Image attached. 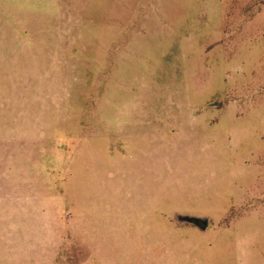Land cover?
<instances>
[{"label": "rangeland", "instance_id": "obj_1", "mask_svg": "<svg viewBox=\"0 0 264 264\" xmlns=\"http://www.w3.org/2000/svg\"><path fill=\"white\" fill-rule=\"evenodd\" d=\"M11 49L0 252L23 206L40 264H264V0H0Z\"/></svg>", "mask_w": 264, "mask_h": 264}, {"label": "crops", "instance_id": "obj_2", "mask_svg": "<svg viewBox=\"0 0 264 264\" xmlns=\"http://www.w3.org/2000/svg\"><path fill=\"white\" fill-rule=\"evenodd\" d=\"M23 65V55L20 57L19 54H16L12 49L9 50L7 60L0 62V66L5 67L4 69H6L5 76L9 78L14 75V71H18L19 68H23ZM16 112L18 115L20 114L19 107ZM19 118L17 119V122H19ZM20 209L21 210H19V213L15 218V223L13 224L15 233L11 237V241H9L10 250L6 253L3 251L0 252V264H40V260L43 259L41 258L43 255L40 251L41 236L39 231V211L36 213V211L24 208L23 206H21ZM180 218L193 220L197 219L190 218L188 216L177 215L176 221L181 223L189 222L182 221ZM199 220H205L207 222V220L203 218ZM206 226L199 227L204 229ZM21 229L22 231L20 232Z\"/></svg>", "mask_w": 264, "mask_h": 264}, {"label": "water", "instance_id": "obj_3", "mask_svg": "<svg viewBox=\"0 0 264 264\" xmlns=\"http://www.w3.org/2000/svg\"><path fill=\"white\" fill-rule=\"evenodd\" d=\"M182 221H189V222H193L196 225L200 226V227H205L207 225V222L205 220H193V219H185V218H180Z\"/></svg>", "mask_w": 264, "mask_h": 264}]
</instances>
